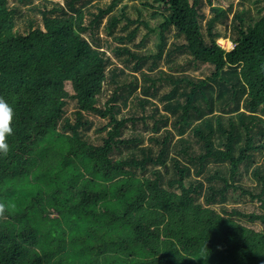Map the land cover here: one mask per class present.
<instances>
[{"label":"trees","instance_id":"trees-1","mask_svg":"<svg viewBox=\"0 0 264 264\" xmlns=\"http://www.w3.org/2000/svg\"><path fill=\"white\" fill-rule=\"evenodd\" d=\"M11 1L0 264H264V211L228 208L264 209V0H140L162 20L158 50L114 47L119 64L99 32L134 24L124 0ZM89 116L108 121L99 145Z\"/></svg>","mask_w":264,"mask_h":264},{"label":"rangeland","instance_id":"rangeland-1","mask_svg":"<svg viewBox=\"0 0 264 264\" xmlns=\"http://www.w3.org/2000/svg\"><path fill=\"white\" fill-rule=\"evenodd\" d=\"M43 0H34V3L36 5H40ZM55 2H59L61 4L65 3V0H54ZM97 0H95L92 4L94 5ZM145 1V0H143ZM149 2L153 3L154 0H148ZM240 0H234L235 8H238V2ZM14 3L15 1H11ZM103 6H105L107 3H110V0H103ZM124 4L119 7V10L121 11V8L123 6H127L125 13L128 15L134 24L129 25L128 22L125 19L121 20V23L119 24L118 29L115 32L114 37H109L107 33L101 29L99 32L100 37L102 38L103 41V47L110 53L115 61V63L119 64V61L115 58V56L112 53V49L114 47H121V46H127L131 50H138L135 48V45L140 43L142 40H144L145 45L140 47L141 52H148L150 53H156L158 50V45L160 43V24L162 22L160 17L152 18L150 14H152L154 11L145 5L142 4L140 0H124ZM236 8V9H237ZM25 14H32V12L27 11V7H24ZM92 12L96 13L97 10L92 8ZM139 11L142 13V17L139 16ZM208 8L205 9V13L208 14ZM121 13V12H120ZM119 13V14H120ZM117 14V11L114 12V15ZM40 19V18H38ZM107 19L103 21V25L106 24ZM147 24V25H146ZM25 26V21L20 20L17 23V28L23 30ZM128 26L126 30H122L124 27ZM136 32L135 40L133 42L129 43L127 41L121 42L119 38H127L131 33ZM218 44L222 47V49H225L226 51H229L233 47V43L229 39H223L219 40ZM161 67L166 70L167 66L162 62ZM207 66H204L203 69L205 70ZM188 73L194 74V75H199L201 72L199 71H194V70H188ZM139 75V74H138ZM66 89L69 92H73L71 84L67 83L66 84ZM166 91L165 88L161 89L160 95ZM157 103H160L159 101H156ZM72 104V103H71ZM161 104V103H160ZM159 106L161 107V105ZM163 105V104H162ZM74 111L73 105H71L70 111L68 114H71ZM72 117V115H70ZM90 120H92L93 126L92 129L89 130L86 135H85V140L89 141L90 143H95L97 145L101 144V138L100 136H106V132H99L98 130L104 127L108 123V121L101 120L100 118H96L93 116H89ZM73 119V118H72ZM102 133V134H101ZM99 138V139H98ZM245 185L250 187L251 181L249 179H245L244 181ZM260 203L255 201L253 202L249 197H246L244 199H240L238 202H230L228 205L229 209L236 208L239 209L241 213H246V214H263L264 209L260 208ZM247 226H250L251 228L261 231L263 229V226L260 223H255V224H250L244 222Z\"/></svg>","mask_w":264,"mask_h":264},{"label":"clouds","instance_id":"clouds-1","mask_svg":"<svg viewBox=\"0 0 264 264\" xmlns=\"http://www.w3.org/2000/svg\"><path fill=\"white\" fill-rule=\"evenodd\" d=\"M14 110L4 99L0 98V156L8 155L10 146L7 138L13 133ZM4 206L0 205V213Z\"/></svg>","mask_w":264,"mask_h":264},{"label":"built area","instance_id":"built-area-1","mask_svg":"<svg viewBox=\"0 0 264 264\" xmlns=\"http://www.w3.org/2000/svg\"><path fill=\"white\" fill-rule=\"evenodd\" d=\"M233 48V47H232Z\"/></svg>","mask_w":264,"mask_h":264}]
</instances>
